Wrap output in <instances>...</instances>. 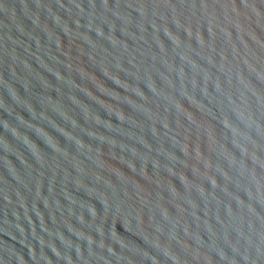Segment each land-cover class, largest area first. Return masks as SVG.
Masks as SVG:
<instances>
[{
	"label": "water",
	"instance_id": "obj_1",
	"mask_svg": "<svg viewBox=\"0 0 264 264\" xmlns=\"http://www.w3.org/2000/svg\"><path fill=\"white\" fill-rule=\"evenodd\" d=\"M0 264H264V0H0Z\"/></svg>",
	"mask_w": 264,
	"mask_h": 264
}]
</instances>
